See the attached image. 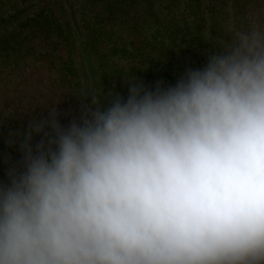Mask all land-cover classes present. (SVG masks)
Masks as SVG:
<instances>
[{
    "label": "clouds",
    "instance_id": "9594fccd",
    "mask_svg": "<svg viewBox=\"0 0 264 264\" xmlns=\"http://www.w3.org/2000/svg\"><path fill=\"white\" fill-rule=\"evenodd\" d=\"M52 128L0 185V264H264V26Z\"/></svg>",
    "mask_w": 264,
    "mask_h": 264
},
{
    "label": "trees",
    "instance_id": "16d2710c",
    "mask_svg": "<svg viewBox=\"0 0 264 264\" xmlns=\"http://www.w3.org/2000/svg\"><path fill=\"white\" fill-rule=\"evenodd\" d=\"M253 24L264 0H0V185L54 138L53 119L66 129L133 84L173 86Z\"/></svg>",
    "mask_w": 264,
    "mask_h": 264
},
{
    "label": "rangeland",
    "instance_id": "374dc122",
    "mask_svg": "<svg viewBox=\"0 0 264 264\" xmlns=\"http://www.w3.org/2000/svg\"><path fill=\"white\" fill-rule=\"evenodd\" d=\"M41 104L43 106H47V104H50V103L47 100H41ZM17 107H18V105H17ZM55 109H56V107L52 108L50 110V112H54ZM52 115H53V117H57L60 120L61 124H63L65 122L66 113L64 111L57 110Z\"/></svg>",
    "mask_w": 264,
    "mask_h": 264
}]
</instances>
